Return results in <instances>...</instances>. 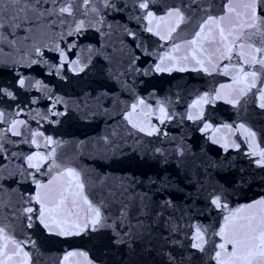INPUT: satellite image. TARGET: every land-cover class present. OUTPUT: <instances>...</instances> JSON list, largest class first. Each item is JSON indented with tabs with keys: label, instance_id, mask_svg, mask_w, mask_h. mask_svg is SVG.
Masks as SVG:
<instances>
[{
	"label": "snow or ice",
	"instance_id": "snow-or-ice-1",
	"mask_svg": "<svg viewBox=\"0 0 264 264\" xmlns=\"http://www.w3.org/2000/svg\"><path fill=\"white\" fill-rule=\"evenodd\" d=\"M185 73L212 79L152 83ZM221 104L235 120L217 122ZM98 120L95 138L58 132ZM188 123L225 154L206 165L225 175L195 194L215 223L172 195L166 167L117 180L78 163L183 161L171 133ZM231 152L256 171L233 170ZM253 183L264 189V0H0V264H264V192L232 203Z\"/></svg>",
	"mask_w": 264,
	"mask_h": 264
},
{
	"label": "water",
	"instance_id": "water-1",
	"mask_svg": "<svg viewBox=\"0 0 264 264\" xmlns=\"http://www.w3.org/2000/svg\"><path fill=\"white\" fill-rule=\"evenodd\" d=\"M176 76V79L169 77L167 75L157 77L152 83L160 90L161 94H166L169 91L175 92L177 90L183 92L184 89L181 87L177 88L178 85L183 86L187 85L189 90L192 89H203L208 85L205 83L212 78L202 77L195 73H185V74H173ZM183 77L182 79L179 77ZM223 77H216V81H224ZM65 90H69L66 88ZM179 111H182V107L177 106ZM219 111L216 112L215 118L217 122H232L236 119L235 112L230 107L226 105H218ZM231 118V119H230ZM259 119V118H255ZM105 125L101 121H95L90 124H85L83 122H70L65 124L58 129L60 135L65 139H84V138H95L98 135L103 133ZM179 127V126H178ZM195 126L188 123L183 127H179V130H173L172 135L176 136L178 139L180 136L184 137V143L188 145L190 151L186 154V157L183 161H178L174 155H169L167 157V164L164 163L163 159L160 161L153 160L149 158L146 161L138 160H125V161H103L95 159L87 151L84 155L78 160V163L81 167H94L98 170L109 173V175L115 179L120 178H130L135 175L137 179H143L142 174H147L149 176L154 175L156 172L161 171L163 168H167V175L172 178L173 190L172 195L176 197H187L189 194L192 196L191 203L189 207L192 208V214L196 215L201 212L203 209V215L207 217L205 223H215L218 220L219 216L212 210L211 213L207 209H204L203 203H198L195 199L196 191L198 190L197 181L207 183L209 178L216 182L220 180L221 176H224L225 173L216 169L211 168L207 169L206 165L209 161L212 160H222L223 154L221 152L220 156H216V152L220 151L217 146L210 145L203 137H201L198 131H195ZM166 147H171V145H166ZM211 149V150H209ZM235 158V159H233ZM231 162L233 164V170L237 168H244L245 170H250L255 172L256 169L250 168V165L246 158L242 154H237L236 152H231L228 154V161L225 163ZM259 177H257V181ZM139 190V189H138ZM264 192V189L258 187L255 183L251 185V190L248 189V186H245L244 192L238 193L232 197V203L242 204L246 203L249 200L255 198L257 193ZM159 197H157L158 199ZM183 199H178V203L184 204ZM76 245H72L75 247ZM69 245H53L51 246L50 257L61 255L63 250L67 249ZM116 259L119 260V255L116 256ZM48 264H51V258L48 260Z\"/></svg>",
	"mask_w": 264,
	"mask_h": 264
}]
</instances>
